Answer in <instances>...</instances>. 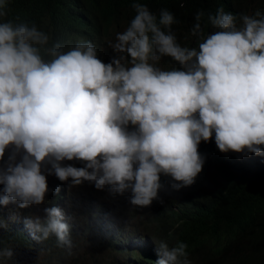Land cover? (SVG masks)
I'll use <instances>...</instances> for the list:
<instances>
[{"label": "clouds", "instance_id": "9594fccd", "mask_svg": "<svg viewBox=\"0 0 264 264\" xmlns=\"http://www.w3.org/2000/svg\"><path fill=\"white\" fill-rule=\"evenodd\" d=\"M248 5L218 3L172 28L173 12L134 0L123 26L61 44L34 21L5 20L0 0V264L85 253L191 264L186 243L156 242L138 220L156 205L161 175L175 190L190 186L204 156L254 154L258 177L264 11ZM187 31L198 47L178 37ZM85 181L97 210L79 225Z\"/></svg>", "mask_w": 264, "mask_h": 264}, {"label": "trees", "instance_id": "16d2710c", "mask_svg": "<svg viewBox=\"0 0 264 264\" xmlns=\"http://www.w3.org/2000/svg\"><path fill=\"white\" fill-rule=\"evenodd\" d=\"M249 1L140 0L157 15L163 8L173 12L178 23L172 28H183L194 20L197 11L207 13L218 3L242 9L250 7ZM133 2L8 0V15L4 19L34 21L42 30L50 33L52 43L63 44L72 35H80L81 32L91 30L96 33L102 27L113 24L123 26L135 15ZM182 2L183 7L180 6ZM256 3L258 5L252 7L253 12L257 11L256 8L264 11V0H256ZM178 37L190 48L198 47L202 39L200 36H190L189 31L185 35L178 34ZM260 156L258 177L254 173V154L250 153H237L232 162L216 154L204 156L203 169L195 182L180 190L172 188L175 181L170 176L161 175L163 187L158 193V203L154 199L153 204L156 205L143 213L147 215L144 219L139 218L138 223L148 227L156 242L166 240L170 246L177 242L186 243L191 264H264V163ZM126 195H131L130 190ZM126 202L124 207L135 214L137 211L130 208L128 199ZM149 261L148 257L141 256V264H149ZM58 262L118 264V259L108 254L100 260L93 254L85 253L60 258Z\"/></svg>", "mask_w": 264, "mask_h": 264}, {"label": "rangeland", "instance_id": "374dc122", "mask_svg": "<svg viewBox=\"0 0 264 264\" xmlns=\"http://www.w3.org/2000/svg\"><path fill=\"white\" fill-rule=\"evenodd\" d=\"M48 176H55L54 174H48ZM70 183V181H67ZM87 181H85L82 185L77 186V193L80 194V200L78 204V214H77V221L80 225L83 220H85V214L90 216L92 213H94L96 209V204H92L91 201L87 198L88 193L87 189L91 190V187L86 186ZM105 254L100 255V257L104 256Z\"/></svg>", "mask_w": 264, "mask_h": 264}, {"label": "bare ground", "instance_id": "6f19581e", "mask_svg": "<svg viewBox=\"0 0 264 264\" xmlns=\"http://www.w3.org/2000/svg\"><path fill=\"white\" fill-rule=\"evenodd\" d=\"M214 240V239H213ZM230 254V253H229ZM222 255V254H221ZM227 256V255H226ZM230 256V255H229ZM199 257V256H198ZM203 257V256H202ZM233 257H235V256H233ZM233 257H231V258H233ZM207 258V257H206ZM237 258V257H236ZM210 261V260H209ZM223 262V261H222ZM234 262H236V261H234ZM224 263V262H223ZM227 263V262H226ZM79 264V263H78ZM220 264V263H219ZM240 264H241V262H240Z\"/></svg>", "mask_w": 264, "mask_h": 264}]
</instances>
